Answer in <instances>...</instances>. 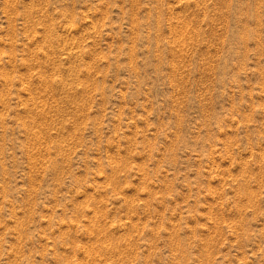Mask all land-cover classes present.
Segmentation results:
<instances>
[{
  "label": "rangeland",
  "instance_id": "rangeland-1",
  "mask_svg": "<svg viewBox=\"0 0 264 264\" xmlns=\"http://www.w3.org/2000/svg\"><path fill=\"white\" fill-rule=\"evenodd\" d=\"M0 264H264V0H0Z\"/></svg>",
  "mask_w": 264,
  "mask_h": 264
}]
</instances>
